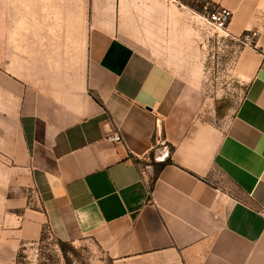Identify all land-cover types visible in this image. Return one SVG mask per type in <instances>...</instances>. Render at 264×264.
I'll return each instance as SVG.
<instances>
[{
  "label": "crops",
  "instance_id": "0c3cea01",
  "mask_svg": "<svg viewBox=\"0 0 264 264\" xmlns=\"http://www.w3.org/2000/svg\"><path fill=\"white\" fill-rule=\"evenodd\" d=\"M207 1L256 32L223 126L147 50L173 0H0L1 257L47 227L89 264H264V0Z\"/></svg>",
  "mask_w": 264,
  "mask_h": 264
},
{
  "label": "rangeland",
  "instance_id": "374dc122",
  "mask_svg": "<svg viewBox=\"0 0 264 264\" xmlns=\"http://www.w3.org/2000/svg\"><path fill=\"white\" fill-rule=\"evenodd\" d=\"M206 2L175 0L173 3L186 14L183 24L178 31L167 32L160 46L155 41L149 42L152 46L147 50L198 86L203 94V117L223 126L234 113L247 85L234 69L242 45L209 26L204 16L214 6ZM164 149L169 152L167 147ZM4 252L0 260L3 258L5 264H89L96 248L84 241H61L45 227L39 240L25 243L13 252L6 248Z\"/></svg>",
  "mask_w": 264,
  "mask_h": 264
},
{
  "label": "built area",
  "instance_id": "2783aa9c",
  "mask_svg": "<svg viewBox=\"0 0 264 264\" xmlns=\"http://www.w3.org/2000/svg\"><path fill=\"white\" fill-rule=\"evenodd\" d=\"M208 3L209 2H206V5H208ZM204 17L206 22L214 31L223 33L226 36L229 35L227 32V27L231 19V11L229 9L222 6H214L213 9L206 11V15ZM255 36L256 32L247 30L240 36L234 37V39L241 45H251ZM108 138L112 141H121V136L118 132H114L109 135Z\"/></svg>",
  "mask_w": 264,
  "mask_h": 264
},
{
  "label": "trees",
  "instance_id": "16d2710c",
  "mask_svg": "<svg viewBox=\"0 0 264 264\" xmlns=\"http://www.w3.org/2000/svg\"><path fill=\"white\" fill-rule=\"evenodd\" d=\"M214 6V5H213ZM169 160H163V161H158L157 163V169L160 170L166 163H168Z\"/></svg>",
  "mask_w": 264,
  "mask_h": 264
}]
</instances>
